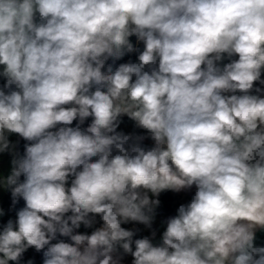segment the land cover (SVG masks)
<instances>
[{
	"label": "clouds",
	"instance_id": "obj_1",
	"mask_svg": "<svg viewBox=\"0 0 264 264\" xmlns=\"http://www.w3.org/2000/svg\"><path fill=\"white\" fill-rule=\"evenodd\" d=\"M262 69L264 0H0V153L29 142L0 177L24 201L0 264H264ZM193 186L154 245L158 197Z\"/></svg>",
	"mask_w": 264,
	"mask_h": 264
},
{
	"label": "rangeland",
	"instance_id": "obj_2",
	"mask_svg": "<svg viewBox=\"0 0 264 264\" xmlns=\"http://www.w3.org/2000/svg\"><path fill=\"white\" fill-rule=\"evenodd\" d=\"M37 19H38V14H37ZM140 42L141 41H138L136 39V44ZM234 59H238V56H233L231 58V60ZM231 60L229 58H225V60L222 63H229L231 62ZM261 79H264V69H262L261 71ZM3 83L4 80L0 78V86H2ZM254 87L264 88V85H259L258 82H254ZM121 127L125 134L135 133L138 135H145V136L147 135L146 130L137 128L135 123L134 124L125 123ZM9 140L11 141L12 145H14V147L10 149L8 152L0 153V177L2 178H6L8 175H10L13 167L12 159L14 155L18 154V143H19L18 134H11L9 136ZM153 143L154 142L150 138L145 139L142 142V146H144L145 148H151L153 146ZM8 189H9L8 187L4 185H0V204ZM195 191H196L195 186H193L192 189L188 191H181L179 193H176L169 190V191H164L160 194V196L158 197L160 200V205L155 209V220L153 222V229L156 230V236L154 239H152V243L154 245H160L162 243V235L163 232L166 230V223H164L166 221L165 219L166 215L169 213H174L176 215L179 206L181 204H187L191 200L192 196L195 194ZM96 219H97V224L94 225L93 228H89L90 231H93L95 227L101 226L102 221H100L99 216H97ZM122 227L128 230L137 229V228L140 229V231L133 236V241L135 239H140L145 236L151 238V230L146 228L142 224L130 222L128 224H122ZM80 234H89V233L85 232ZM260 245L264 246V244H260ZM133 250H135L134 243H133ZM119 251L122 252L123 250L119 249ZM132 259L133 258L131 255H126L122 261V264H132Z\"/></svg>",
	"mask_w": 264,
	"mask_h": 264
},
{
	"label": "trees",
	"instance_id": "obj_3",
	"mask_svg": "<svg viewBox=\"0 0 264 264\" xmlns=\"http://www.w3.org/2000/svg\"><path fill=\"white\" fill-rule=\"evenodd\" d=\"M130 42L133 44L134 48L137 49L138 51H133L131 53H126L121 59L119 60H116V61H113L112 59H109V61L106 62V66H105V71H106V68H107V65L108 64H111L113 66V70H115L116 67L119 66V64L121 63H128L129 61L131 62H137V58H138V55H139V52L143 50L144 48V44L143 42H140V43H137L136 44V37H130ZM94 90V89H93ZM121 120V123L117 129V131H123L122 129V125L125 124V123H129V124H134L135 122L131 119H129L126 115L125 116H122L120 118ZM92 121V117H89L86 119L85 123L83 125H81V128L84 129L86 128ZM78 121H73V124L70 125L71 127H75L77 125ZM18 140H19V143H18V154L20 156H22L24 154V145L26 143H29L27 141H25L22 137H20L18 135ZM71 179L72 178H69V186L71 184ZM23 180V177H21V181ZM24 207V201L23 199H19L18 200V203L13 206L12 204V196H11V190L8 189L3 197V200L0 204V210H3L4 212V215L3 216H0V231H2L3 229V226L7 223V221L9 219L15 221L16 220V212L20 209ZM66 215H71V213H68ZM175 216L174 213H169L166 215L165 219L167 220L169 217H173ZM77 233H89L91 234L92 231L89 230V228H85L83 225H81V227L79 229H76L75 230ZM59 240H64L65 242H71L68 238L66 237H60V236H57V240H54L52 241V243H56L58 242ZM47 246H45V249L46 250ZM44 250H41V251H37L35 248H29L24 254H23V257L22 259L20 260V264H27V262L29 260H31L33 262V264H43V251ZM10 264H14V262H10Z\"/></svg>",
	"mask_w": 264,
	"mask_h": 264
},
{
	"label": "crops",
	"instance_id": "obj_4",
	"mask_svg": "<svg viewBox=\"0 0 264 264\" xmlns=\"http://www.w3.org/2000/svg\"><path fill=\"white\" fill-rule=\"evenodd\" d=\"M255 243L257 245L264 244V230H257L256 231V240Z\"/></svg>",
	"mask_w": 264,
	"mask_h": 264
}]
</instances>
